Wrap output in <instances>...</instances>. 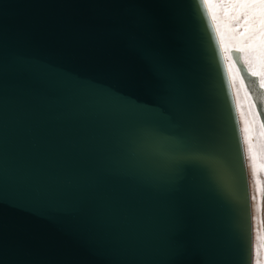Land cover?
<instances>
[{
  "label": "water",
  "instance_id": "obj_1",
  "mask_svg": "<svg viewBox=\"0 0 264 264\" xmlns=\"http://www.w3.org/2000/svg\"><path fill=\"white\" fill-rule=\"evenodd\" d=\"M0 264H253L206 3L0 0Z\"/></svg>",
  "mask_w": 264,
  "mask_h": 264
},
{
  "label": "rangeland",
  "instance_id": "obj_2",
  "mask_svg": "<svg viewBox=\"0 0 264 264\" xmlns=\"http://www.w3.org/2000/svg\"><path fill=\"white\" fill-rule=\"evenodd\" d=\"M241 2H243V0H206V4L211 19L213 21L215 30L219 38V42L220 44L222 43L221 47L222 50L224 51L223 52L224 57L226 58V60L228 59L229 61V65L231 66V70H232V75L237 74L240 82H242V85L246 92L245 94L248 97L249 113L245 112V114H243L242 111H240V103L238 101L236 92H234L233 90V86L231 82L234 99L237 107V112H238V118L240 122L243 143H244V151H245L248 179H249L252 225H253V264H264V202L262 208L260 207L259 210L257 209V205H256V198L258 191L260 194V198L263 197V201H264V122L260 115L258 106L241 76L242 74H241L240 66H244V67L246 66L242 63H238V60L233 50L238 47L244 49V46L246 49L250 48L251 50L250 46L254 45L257 47L258 50H261L264 53V16L253 15L251 10H245L236 7V5ZM231 37L234 40L232 42L230 41ZM232 43H234L235 45ZM263 65L264 63L263 60L261 59L258 65L255 64V67H257L255 68V70L264 71ZM259 85L260 87H262L260 82ZM263 104H264V97H263ZM249 114H251L253 125L255 124L254 134L257 139V142L255 144L251 139L252 135L250 132L251 128H249V117H250ZM256 161L260 162L259 164L261 165H259V167L257 166L258 164ZM259 186H261V188H259Z\"/></svg>",
  "mask_w": 264,
  "mask_h": 264
},
{
  "label": "bare ground",
  "instance_id": "obj_3",
  "mask_svg": "<svg viewBox=\"0 0 264 264\" xmlns=\"http://www.w3.org/2000/svg\"><path fill=\"white\" fill-rule=\"evenodd\" d=\"M206 6H207V4H206ZM208 8V7H207ZM209 11V10H208ZM210 14V13H209ZM211 17V16H210ZM213 22V21H212ZM214 25V24H213ZM215 28V27H214ZM221 29V28H220ZM229 29V28H228ZM216 31V30H215ZM231 31V30H230ZM217 33V32H216ZM218 36V35H217ZM258 36V35H257ZM219 39V38H218ZM220 41H221V38H220ZM230 41L232 42V41H234L233 40V38L231 37L230 38ZM222 44V43H221ZM220 44V45H221ZM232 44H234V43H232ZM235 45V44H234ZM223 46V45H222ZM237 46V45H236ZM251 47V50H250V48L249 49H246L245 48V46H244V49L243 48H235V49H233L234 50V54H235V56H236V58H237V60H238V63H242V64H244L246 67H244V66H240V69H241V76H242V78H243V81H244V83H245V85H247V87H248V89L250 90V92H251V94H252V96H253V98H254V100H255V102H256V104H257V100H256V98H255V92H254V89H253V87L251 86V82L249 81V79H248V77L247 76H245L244 74H243V68H245L249 73L251 72L252 74L253 73H256L255 74V76H257V78H259L258 79V84H259V82H260V84H261V86L262 87H260L261 88V90H262V93L259 95V96H256V97H258L259 98V100H260V103H261V106H263V108H264V104H263V97H264V71L262 72V71H258V70H255V68H257V67H255V64L256 65H258L259 63H260V61H261V59L263 60V63H264V53L261 51V50H258L257 49V47L256 46H254V45H252V46H250ZM221 49H222V47H221ZM231 51V50H230ZM222 52H224L223 50H222ZM254 53V54H253ZM252 54V55H251ZM226 55V54H225ZM223 56H224V54H223ZM224 60H226V58L224 57ZM227 62V64H226V67L228 68L227 69V71L229 72L228 74L230 75V77H229V79L231 78V81H230V83L232 82V86H233V90H234V92H236V94H237V98H238V101H239V103H240V111H242V113L243 114H245V112H248L249 113V106H248V97L246 96V92H245V90H244V87H243V85H242V82H240V80H239V78H238V76H237V74H235V75H232V70H231V66L229 65V61H228V59L225 61V63ZM262 63V62H261ZM264 66V65H263ZM261 69V68H260ZM250 73V74H251ZM233 76H234V78H233ZM231 86V87H232ZM260 86V85H259ZM232 90V91H233ZM255 94V95H254ZM234 95V94H233ZM237 101V100H236ZM239 103H237V104H239ZM250 104V103H249ZM257 106H258V104H257ZM236 109H237V107H236ZM258 109H259V107H258ZM238 111H239V108H238ZM251 112V111H250ZM237 114H238V112H237ZM239 114H240V112H239ZM250 115V117H249V128H251V130H250V132H251V139H252V141H253V143L255 144L256 142H257V139H256V136H255V134H254V125H253V120H252V117H251V114H249ZM247 116V115H246ZM248 120V119H247ZM248 123V122H247ZM239 124H240V122H239ZM241 129V128H240ZM263 133V132H262ZM242 134V133H241ZM250 139V140H251ZM242 140H243V138H242ZM243 146H244V143H243ZM257 148V147H256ZM255 149V148H254ZM255 152V151H254ZM255 156V155H254ZM245 159H246V157H245ZM258 160V159H257ZM254 162V161H253ZM257 162V166L259 167V165H261V164H259L260 162H258V161H256ZM246 167H247V164H246ZM255 170V169H254ZM256 172V171H255ZM253 173V172H252ZM247 174H248V171H247ZM255 174H257V173H255ZM257 178V177H256ZM248 183H249V179H248ZM261 185V184H260ZM259 188H261V186H259ZM249 191H250V189H249ZM258 194H257V198H256V205H257V209L259 210V208L261 207L262 208V205H263V197H261L260 198V194H259V191L257 192ZM258 197H259V200H258ZM253 198V197H252ZM251 199V198H250ZM255 213V212H254ZM251 214H252V211H251ZM258 220V219H257ZM256 222V221H255ZM252 238H253V225H252Z\"/></svg>",
  "mask_w": 264,
  "mask_h": 264
},
{
  "label": "snow or ice",
  "instance_id": "obj_4",
  "mask_svg": "<svg viewBox=\"0 0 264 264\" xmlns=\"http://www.w3.org/2000/svg\"><path fill=\"white\" fill-rule=\"evenodd\" d=\"M201 4L206 3V0H200ZM241 9L251 10L253 15L264 16V0H243L236 5ZM254 75L256 73H253Z\"/></svg>",
  "mask_w": 264,
  "mask_h": 264
}]
</instances>
